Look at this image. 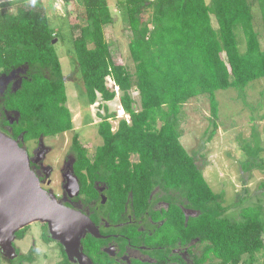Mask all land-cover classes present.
Wrapping results in <instances>:
<instances>
[{
    "label": "trees",
    "instance_id": "trees-1",
    "mask_svg": "<svg viewBox=\"0 0 264 264\" xmlns=\"http://www.w3.org/2000/svg\"><path fill=\"white\" fill-rule=\"evenodd\" d=\"M114 4L125 11L133 72L113 61L106 42L104 26L114 21L108 0H75L77 23L71 25L65 18L56 30L41 0L0 4V82L6 80L0 88V111L15 115L9 125L12 137L21 136L26 143L73 129L65 77L52 44L59 39L81 82L77 85L81 106L90 107L98 99L113 101L117 88L119 106L128 116L113 130L116 115L101 106L103 114H97L101 144L92 158L77 135L70 142L80 195L94 201L98 199L94 183L104 185L107 220L119 223L128 215L134 219L111 232L147 255L150 261L145 264H186L181 250L191 256L192 264L212 260L255 264L256 255L264 252V207H243L237 220L226 217L223 193L212 191L203 176L204 165L196 164L180 143L179 116L189 99L207 96L210 140L217 129L215 92L243 89L264 77V50L253 15L255 4L264 32V0ZM133 90L138 94L137 108ZM132 156L136 161L130 160ZM196 245L201 249L195 254ZM81 246L93 264H123L103 252L105 240L86 235ZM60 251L63 264H70L61 247ZM22 260L30 263L32 257Z\"/></svg>",
    "mask_w": 264,
    "mask_h": 264
},
{
    "label": "rangeland",
    "instance_id": "rangeland-1",
    "mask_svg": "<svg viewBox=\"0 0 264 264\" xmlns=\"http://www.w3.org/2000/svg\"><path fill=\"white\" fill-rule=\"evenodd\" d=\"M45 6L50 26L53 30L65 18L71 25L77 23L75 14V0H41ZM209 2V0H205ZM9 2V1H8ZM115 0H108L114 21L104 26V35L109 46L113 61L133 72V63L129 57L128 40L130 31L123 8L115 7ZM6 3V2H5ZM150 10L144 12V19L149 18ZM254 27L259 34V43L264 50V32L259 17V10L253 5ZM212 25L216 28L214 18ZM74 35H78L77 32ZM55 51L59 58L63 76L65 77L66 106L72 114L73 129L69 132L52 137L42 138V144L49 152L45 157V165L52 166L53 174L48 185L55 191H60L63 178L61 169L64 161L69 163L70 142L75 134L80 144L85 148L87 155L91 156L95 148L101 144L97 134V123L100 121L97 114H103L102 105H106L110 113L116 115L111 120L113 130L119 119H128L121 112L117 101L118 93L108 104L100 99L90 107L83 108L77 98V85L81 82L76 73V67L66 55L62 41L55 43ZM116 92V91H115ZM131 95L138 107V95L134 90ZM218 103L217 129L213 137L208 140V132L212 129V117L208 98L200 95L189 99L181 108L179 116L180 143L184 149L193 156L196 164L203 166V176L214 193H223V205L228 208L226 217L231 220L239 218L241 208L260 204L264 207V77L256 79L243 89L229 88L215 92ZM87 117L90 123L86 122ZM15 115H11V119ZM34 148L33 141L27 143ZM132 157L131 160H134ZM190 215L192 212L185 211ZM39 223L31 224L27 229V236L17 241L21 252L26 253L30 247L32 237L37 238ZM264 239V234H263ZM201 247L196 245L192 251L199 253ZM186 264H192L191 256L181 252ZM31 264H54L61 259L57 250L47 251L38 248L33 254ZM246 257H243V260ZM1 264L6 262L1 261ZM264 252L256 255L255 264H264ZM27 264V263H24ZM207 264H219L212 260ZM244 264V263H241Z\"/></svg>",
    "mask_w": 264,
    "mask_h": 264
},
{
    "label": "water",
    "instance_id": "water-1",
    "mask_svg": "<svg viewBox=\"0 0 264 264\" xmlns=\"http://www.w3.org/2000/svg\"><path fill=\"white\" fill-rule=\"evenodd\" d=\"M8 1L13 0H0V4ZM20 140L21 136L14 140L0 131V235L13 251L10 240L16 231L33 222L45 223L49 237L61 245L71 264H93L83 253L81 240L87 233L101 238L98 229L87 216L41 188L26 150L18 145Z\"/></svg>",
    "mask_w": 264,
    "mask_h": 264
},
{
    "label": "flooded vegetation",
    "instance_id": "flooded-vegetation-1",
    "mask_svg": "<svg viewBox=\"0 0 264 264\" xmlns=\"http://www.w3.org/2000/svg\"><path fill=\"white\" fill-rule=\"evenodd\" d=\"M5 83V79L4 81L0 82L1 89L5 85ZM11 115L12 114L8 112L0 111V131L5 133L12 139L18 140L17 138L15 139L12 137V132L9 127V125L13 121V118L11 119ZM27 143L28 142L24 143L19 141L18 145L26 150L29 158L30 169L37 177L41 188L48 193H51L55 197L57 202L66 207L81 212L92 221L101 235V238L97 239L105 240V246L102 248V250L103 252L104 250H108V253H104L112 258L119 259L123 264H128V262L129 264H145L146 262L150 261L147 255L141 253L137 248H133L128 242L125 243V240L120 239L119 236L122 235H117L116 233L111 232L112 229L116 227H122L125 224L132 223L134 219L130 215H128L126 221H121L119 223H111L107 220V218L105 217L107 196L105 194L106 187L104 185H100L96 182L94 183V188L98 193V199L94 201H86L83 195H80L79 182L72 170V164L74 163L75 159L71 152L67 155L69 158V163L66 164V161H64V159L62 162L65 166L61 169V176L63 178L61 189L60 191H55L51 189L47 183L50 176L53 174L52 166L44 164L45 157L49 152L48 148H45L42 144V141H40L39 139L33 141L35 145L34 148L28 147ZM92 155H88V157L92 158ZM132 157H130V160ZM131 161H136V158ZM77 186L79 187L78 192L75 191ZM158 206H166V204L163 202H159ZM93 218L97 219V222H95ZM33 223L40 224L38 236L36 239L32 237V241L30 242V247L28 248L27 252L22 253L19 245H17V241L19 242L27 236L28 233L26 229ZM33 223L19 229L14 233L13 237L10 240L13 251L7 246L5 240L6 237L4 235H0V264L2 263L1 261L6 262V264H31L34 261L33 254L37 252L38 248H43L49 252L50 250L56 249L58 254L61 256V259L54 264L64 263V257L62 256L60 251L61 245L49 237L47 225L41 222ZM86 235L89 234L87 233ZM181 252L185 253L186 251H180L181 257L183 258ZM28 255L32 257V261L30 263L22 260L23 257H27Z\"/></svg>",
    "mask_w": 264,
    "mask_h": 264
},
{
    "label": "crops",
    "instance_id": "crops-1",
    "mask_svg": "<svg viewBox=\"0 0 264 264\" xmlns=\"http://www.w3.org/2000/svg\"><path fill=\"white\" fill-rule=\"evenodd\" d=\"M116 93H118V91L116 90ZM138 95V94H137ZM117 101H118V98H117ZM109 102H107L106 104H108ZM120 109H121V107H120ZM121 111L123 112V110L121 109Z\"/></svg>",
    "mask_w": 264,
    "mask_h": 264
},
{
    "label": "built area",
    "instance_id": "built-area-1",
    "mask_svg": "<svg viewBox=\"0 0 264 264\" xmlns=\"http://www.w3.org/2000/svg\"><path fill=\"white\" fill-rule=\"evenodd\" d=\"M117 90V88H115V91Z\"/></svg>",
    "mask_w": 264,
    "mask_h": 264
},
{
    "label": "bare ground",
    "instance_id": "bare-ground-1",
    "mask_svg": "<svg viewBox=\"0 0 264 264\" xmlns=\"http://www.w3.org/2000/svg\"><path fill=\"white\" fill-rule=\"evenodd\" d=\"M120 113L122 114V111Z\"/></svg>",
    "mask_w": 264,
    "mask_h": 264
}]
</instances>
